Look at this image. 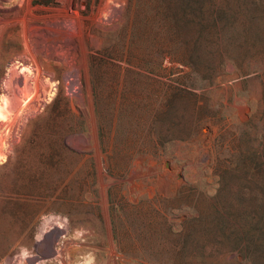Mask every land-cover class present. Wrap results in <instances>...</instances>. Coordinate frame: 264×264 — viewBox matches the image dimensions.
Instances as JSON below:
<instances>
[{
  "label": "rangeland",
  "instance_id": "rangeland-1",
  "mask_svg": "<svg viewBox=\"0 0 264 264\" xmlns=\"http://www.w3.org/2000/svg\"><path fill=\"white\" fill-rule=\"evenodd\" d=\"M218 3L210 78L170 48L189 0H0V264H251L264 0Z\"/></svg>",
  "mask_w": 264,
  "mask_h": 264
},
{
  "label": "trees",
  "instance_id": "trees-1",
  "mask_svg": "<svg viewBox=\"0 0 264 264\" xmlns=\"http://www.w3.org/2000/svg\"><path fill=\"white\" fill-rule=\"evenodd\" d=\"M193 3L190 17L186 18L185 40L170 47L173 58L191 70L204 72L210 78L222 72L228 61L236 62L229 54L227 42L215 41L228 33V19L221 4L216 0H189ZM245 255L251 264H264V215L257 218L250 213L245 235Z\"/></svg>",
  "mask_w": 264,
  "mask_h": 264
},
{
  "label": "bare ground",
  "instance_id": "bare-ground-1",
  "mask_svg": "<svg viewBox=\"0 0 264 264\" xmlns=\"http://www.w3.org/2000/svg\"><path fill=\"white\" fill-rule=\"evenodd\" d=\"M11 2L12 1H15V3H16V1H18V2H20L21 0H10ZM23 16V15H22ZM22 16H20V11L18 10V11H15V13L13 14V15H6V16H4V17H2V18H0V21H1V23L2 24H4V25H9V24H12V23H14V22H19L20 20H24V17H22ZM25 21V20H24ZM23 21V22H24ZM16 24V23H15ZM14 25V24H13ZM10 26V25H9ZM30 29H32V28H30ZM29 29V30H30ZM34 33H31L30 31H29V33H28V39H29V41L28 42H30V46L32 47V49L31 50H35V47H36V41L38 40L37 39V34L36 35H33ZM39 36V35H38ZM52 51V50H51ZM50 56V55H49ZM34 88V87H33ZM56 252V251H55Z\"/></svg>",
  "mask_w": 264,
  "mask_h": 264
}]
</instances>
